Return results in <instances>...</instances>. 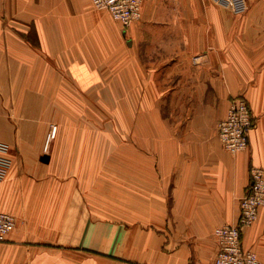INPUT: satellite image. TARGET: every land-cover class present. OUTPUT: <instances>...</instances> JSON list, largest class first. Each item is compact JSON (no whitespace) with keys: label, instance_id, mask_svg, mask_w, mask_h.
<instances>
[{"label":"crops","instance_id":"obj_1","mask_svg":"<svg viewBox=\"0 0 264 264\" xmlns=\"http://www.w3.org/2000/svg\"><path fill=\"white\" fill-rule=\"evenodd\" d=\"M246 1L236 15L219 0H144L123 26L90 0H0L13 158L0 210L16 220L0 264H213L215 228L236 223L250 167L264 170V0ZM115 93L141 108L137 147H100L115 132L96 109L122 105ZM236 96L254 123L232 154L217 123ZM240 239L264 262V207Z\"/></svg>","mask_w":264,"mask_h":264},{"label":"built area","instance_id":"obj_2","mask_svg":"<svg viewBox=\"0 0 264 264\" xmlns=\"http://www.w3.org/2000/svg\"><path fill=\"white\" fill-rule=\"evenodd\" d=\"M97 8L108 10L112 18L123 26L129 25L141 16L144 0H90ZM234 14L244 13L246 0H219ZM252 114L243 96L233 97L224 117L217 123V135L222 146L234 154L248 147V131L252 126ZM56 125L51 124L49 137L53 138ZM11 145L0 140V182L12 165ZM264 207V170L252 166L249 170V185L239 201V214L236 223L222 224L215 228L218 249L213 264H264L256 253L242 247L241 231L257 217L258 209ZM13 214L0 210V242L15 227Z\"/></svg>","mask_w":264,"mask_h":264},{"label":"rangeland","instance_id":"obj_3","mask_svg":"<svg viewBox=\"0 0 264 264\" xmlns=\"http://www.w3.org/2000/svg\"><path fill=\"white\" fill-rule=\"evenodd\" d=\"M241 14H236V15H241ZM121 94L122 93H115L116 100H119L117 103L118 104L123 103L122 105L120 106L116 105L114 107H105L102 105L103 102L100 101V106L98 109H96L99 117V130L105 133L109 130L110 133L113 128L115 132L114 141H111V139L110 140L100 139V147L101 146L103 147L109 141L110 144L111 142H114V146L118 149L119 148L122 149L124 147H129V146L137 147L135 141L133 140V137H137L135 135L137 134L138 131L137 129L138 116H139V112L141 111V108H139L137 105L136 106L133 105L137 103V101L133 100V98L131 100L132 106H126L125 105L126 102H121ZM133 95L137 96V93H132V97ZM119 96L120 98H118ZM105 103L106 102L104 101V104ZM252 121H253V115H252ZM134 133L136 134L133 136ZM128 134H130L129 136H131L130 139L128 138ZM53 138L49 137V131H48L46 136L47 139L46 144L43 147L45 151H47L50 148L49 141L52 140Z\"/></svg>","mask_w":264,"mask_h":264},{"label":"water","instance_id":"obj_4","mask_svg":"<svg viewBox=\"0 0 264 264\" xmlns=\"http://www.w3.org/2000/svg\"><path fill=\"white\" fill-rule=\"evenodd\" d=\"M41 160L43 161H47L48 160V155L47 154H43L41 157H40Z\"/></svg>","mask_w":264,"mask_h":264}]
</instances>
